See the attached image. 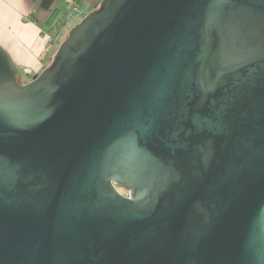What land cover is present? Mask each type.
Segmentation results:
<instances>
[{"label":"water","instance_id":"water-1","mask_svg":"<svg viewBox=\"0 0 264 264\" xmlns=\"http://www.w3.org/2000/svg\"><path fill=\"white\" fill-rule=\"evenodd\" d=\"M21 77L0 264H264V0H101Z\"/></svg>","mask_w":264,"mask_h":264},{"label":"crops","instance_id":"crops-1","mask_svg":"<svg viewBox=\"0 0 264 264\" xmlns=\"http://www.w3.org/2000/svg\"><path fill=\"white\" fill-rule=\"evenodd\" d=\"M33 10L32 0H0V46L26 81L48 66L59 41L49 44L48 34L30 18Z\"/></svg>","mask_w":264,"mask_h":264},{"label":"trees","instance_id":"trees-1","mask_svg":"<svg viewBox=\"0 0 264 264\" xmlns=\"http://www.w3.org/2000/svg\"><path fill=\"white\" fill-rule=\"evenodd\" d=\"M34 3V10L30 15L37 26L45 31L49 37L50 42L59 40L60 32L67 26L68 18H75L77 14H80L82 5L88 8V11H84L85 15L92 10L98 8L101 0H73V5L68 4V8L60 13L59 2L61 0H32ZM20 82V81H19ZM22 81L20 83H26ZM118 190H124L121 186L117 187ZM127 192V191H126Z\"/></svg>","mask_w":264,"mask_h":264},{"label":"rangeland","instance_id":"rangeland-1","mask_svg":"<svg viewBox=\"0 0 264 264\" xmlns=\"http://www.w3.org/2000/svg\"><path fill=\"white\" fill-rule=\"evenodd\" d=\"M68 7H69V6H68V3L65 2V0H61V1L59 2L60 13H63V11L66 10ZM80 10H82L81 13H80V14H77V16H76L75 18H73L72 21H70V22L67 24V26H66V27L60 32V34H59V41H58V43L56 44V46H55V48H54L53 55H54V53L56 52V50H57L58 46L60 45V43H61V42L65 39V37L67 36L69 30H70V29H71L76 23H78L80 20H82V18L85 16V13H86V12L84 13V8H81ZM87 11H88V10H87ZM53 55H52V57H53ZM52 57H51L50 62H49L48 65H50L51 60H52ZM19 81H20V82H22V81H26V80H25V77L22 76V77L19 79ZM120 192H121L122 194H124V195H127V192L124 191V190H121V189H120Z\"/></svg>","mask_w":264,"mask_h":264},{"label":"built area","instance_id":"built-area-1","mask_svg":"<svg viewBox=\"0 0 264 264\" xmlns=\"http://www.w3.org/2000/svg\"><path fill=\"white\" fill-rule=\"evenodd\" d=\"M65 2H67L69 5H73V0H65ZM70 21H72V18H68V19H67V24H68ZM48 42H49V44L52 43V42H50V37H49V35H48Z\"/></svg>","mask_w":264,"mask_h":264},{"label":"flooded vegetation","instance_id":"flooded-vegetation-1","mask_svg":"<svg viewBox=\"0 0 264 264\" xmlns=\"http://www.w3.org/2000/svg\"><path fill=\"white\" fill-rule=\"evenodd\" d=\"M28 82V81H27Z\"/></svg>","mask_w":264,"mask_h":264}]
</instances>
